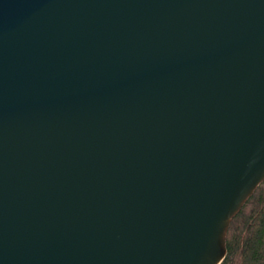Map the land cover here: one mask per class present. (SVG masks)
I'll return each mask as SVG.
<instances>
[{
  "label": "water",
  "instance_id": "95a60500",
  "mask_svg": "<svg viewBox=\"0 0 264 264\" xmlns=\"http://www.w3.org/2000/svg\"><path fill=\"white\" fill-rule=\"evenodd\" d=\"M264 180V0H0V264H219Z\"/></svg>",
  "mask_w": 264,
  "mask_h": 264
},
{
  "label": "trees",
  "instance_id": "16d2710c",
  "mask_svg": "<svg viewBox=\"0 0 264 264\" xmlns=\"http://www.w3.org/2000/svg\"><path fill=\"white\" fill-rule=\"evenodd\" d=\"M219 264H264V180L231 219Z\"/></svg>",
  "mask_w": 264,
  "mask_h": 264
}]
</instances>
